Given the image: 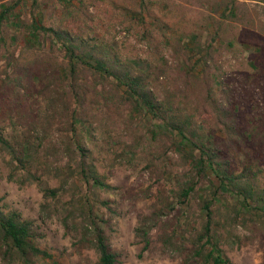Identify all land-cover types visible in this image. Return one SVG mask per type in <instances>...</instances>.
Instances as JSON below:
<instances>
[{
  "label": "trees",
  "instance_id": "trees-1",
  "mask_svg": "<svg viewBox=\"0 0 264 264\" xmlns=\"http://www.w3.org/2000/svg\"><path fill=\"white\" fill-rule=\"evenodd\" d=\"M132 14L148 18L147 26L134 29L145 47L144 58L104 27L106 19L131 26ZM13 15L18 23L9 32L4 26ZM34 35V54L19 61ZM0 38V154L3 160L7 157L8 177L19 184L40 183L32 162L37 151L53 150L58 185L41 189L40 210L58 201L69 182L76 189L74 180L80 182L84 190L64 203L63 222L70 219L81 229L96 254L90 264H119L104 235L102 208L109 206L95 192L111 186L96 170L92 148L96 134L125 121L118 120L125 112L155 122L149 148L157 150L164 137H171L192 161L195 176L191 168L185 172L168 206L179 209L174 224L181 220V233L192 222L190 201L199 187L207 186L198 204V227L186 237L189 248L174 242L173 227L161 236L165 249H186L181 264H233L222 247L231 226L245 220L264 229V151L250 155L241 170L233 172L216 134L240 138L242 133L234 129L236 116L223 89L227 55L249 67V80L264 76V0H5L0 2ZM207 107L214 118L201 129L193 124L194 113ZM5 120L28 134L33 129L32 139L26 136L13 145L2 131ZM254 128H248L253 136ZM223 192L235 210L227 222L222 215L218 221L214 218L217 196ZM159 215L161 211L151 213L134 229L143 246ZM32 225L0 196L2 259L32 264L33 256L50 257L33 243Z\"/></svg>",
  "mask_w": 264,
  "mask_h": 264
},
{
  "label": "rangeland",
  "instance_id": "rangeland-1",
  "mask_svg": "<svg viewBox=\"0 0 264 264\" xmlns=\"http://www.w3.org/2000/svg\"><path fill=\"white\" fill-rule=\"evenodd\" d=\"M3 1L5 0H0ZM53 1L57 3L62 0ZM95 3L100 6L99 2ZM90 11L94 12L91 9ZM112 20L106 19L107 25H104L108 27L110 35H114L117 42L122 41L124 45L133 49L138 57L144 58L142 51L145 47L136 40L134 29L136 25L147 26L148 18L144 16L142 19L138 14H132L131 26ZM17 21L18 18L13 15L5 23L4 29L14 31ZM35 39L36 35L32 41H28L19 61L29 59L34 54V47L32 48L31 44L37 43ZM109 40L115 44L114 40ZM1 42L0 38V44ZM243 49L249 51L251 47L244 45ZM165 53L169 64L171 59L167 51ZM133 61L142 65V61L138 59ZM224 67L223 89L236 116L234 129L242 133L240 138L235 136L228 138L219 132L216 134L220 135L222 155L229 160L230 169L238 172L250 155L256 157L264 151V76L249 80L247 78L249 67L244 64L238 65L228 55ZM220 103L223 102L220 100ZM194 117H197V120H194L193 124L201 129L207 128L214 118L208 107L196 110ZM123 118L125 121L115 128H108V133L96 134L92 148L96 170L111 186L110 189L95 190L98 197L105 199L109 206V209L102 208L107 220L104 235L110 248L117 253L119 264H181L187 252L182 248H189L187 234L198 227V204L208 192L207 186L199 187L195 198L190 201L188 210L192 222L184 228L186 233L185 230L181 233L179 231L181 220L174 224L179 217V209L168 210V206L172 200L173 190L185 172L191 168L195 176L191 159L181 151L179 145L176 146V142H172L174 140L171 137H164V142H159V149L149 148L155 130V122L149 116L143 118L135 116L133 112H125L118 120ZM236 123H241L242 126L237 127ZM2 125L4 135L13 145H17L14 143L16 140H23L26 136L32 139L34 135L33 129H30L28 134L26 128L19 124L12 125L8 120ZM251 125L255 126L252 133L256 134L254 136L249 133L248 128ZM37 156L32 162L31 170L41 182L19 184L17 178L8 177L9 167L5 162L7 157L3 160L0 154V196L10 209L32 221L33 243L50 254V257L33 256L32 264L92 263L96 259V254L88 245L81 229L74 227L70 219H67L66 225L63 222L66 215L64 203L70 199L72 193L82 192L84 188L78 180H74L77 189L72 181L69 182L62 197L58 201H49L48 206L41 212L40 204L43 202L41 189L44 186H57L58 180L53 177L55 160L53 150H39ZM63 161L65 158H62ZM69 167L73 168V163L70 162ZM217 197L218 212L214 218L218 221L222 215L227 222L235 211L232 209V199L225 192ZM159 211L162 215H159L149 231L148 244L143 246L144 243L135 235L134 229L143 224L144 219L151 213ZM170 227H173L176 233L173 236L174 242L177 245H184L179 253L165 249L161 242V236L164 231H169ZM230 231L231 234L226 242L223 241L222 247L233 264H264V229L244 220L242 223L232 225ZM0 264L21 263L15 257L4 260L0 256Z\"/></svg>",
  "mask_w": 264,
  "mask_h": 264
}]
</instances>
